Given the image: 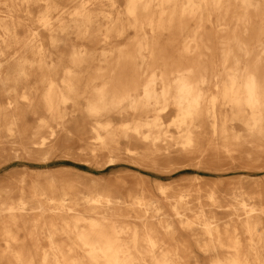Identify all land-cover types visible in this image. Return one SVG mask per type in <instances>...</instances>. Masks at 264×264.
Returning <instances> with one entry per match:
<instances>
[{
  "label": "bare ground",
  "instance_id": "bare-ground-1",
  "mask_svg": "<svg viewBox=\"0 0 264 264\" xmlns=\"http://www.w3.org/2000/svg\"><path fill=\"white\" fill-rule=\"evenodd\" d=\"M123 1L0 0V140L74 124L100 150L118 153L122 139L156 163L189 155L207 130L231 135L235 122L263 145L264 0ZM99 42L112 46L98 53ZM250 178L253 193L234 192L236 218L212 191L209 210L180 195L174 215L144 203L139 220L99 194L69 197L72 206L62 183L48 186L54 206L0 192V264H190L184 232L213 264H264V210L252 200L263 179Z\"/></svg>",
  "mask_w": 264,
  "mask_h": 264
},
{
  "label": "rangeland",
  "instance_id": "rangeland-1",
  "mask_svg": "<svg viewBox=\"0 0 264 264\" xmlns=\"http://www.w3.org/2000/svg\"><path fill=\"white\" fill-rule=\"evenodd\" d=\"M119 3L122 7L125 5L123 0ZM33 8L32 18L38 11L37 6ZM72 37L78 47L90 46V41L75 34ZM128 41L125 34L114 39L113 44L123 46ZM45 44L48 48L47 38ZM94 46L99 53L112 45L99 42ZM228 130L231 135H239V139L207 130L195 141L189 155L172 154L167 158L159 157L154 163L136 158L125 149L126 143L122 139L118 153L100 150V143L90 128L55 122L44 128L30 126L24 134L15 131L0 140V192L5 195L6 191L21 193L24 190L29 202L54 206L46 200L52 196L48 186L62 183L69 191L65 197L70 205L75 201H69V197L99 194L102 200L112 198L124 214L139 220L136 216L144 215L145 210L141 209L144 203L153 202L154 206L161 207L162 212L174 215L172 203L180 195L190 200L194 208L198 204L197 197H200L209 210L212 201L207 194L212 191L226 205L221 213L236 218L234 210L238 207V198L234 192L243 188L253 193L255 190L248 186L250 177L259 176L263 179L260 187L263 197L260 201L252 200L259 202L258 206L264 210V144L249 137L241 124L233 122ZM42 190H46V195ZM222 194H226L225 197H221ZM77 202H81L77 207L84 209V200L78 199ZM146 212L152 213L151 210ZM184 233L180 241H183L181 247L185 248L187 262L192 264L195 258L197 264H213L212 254L206 253L194 237ZM42 245L47 247L48 241L43 239Z\"/></svg>",
  "mask_w": 264,
  "mask_h": 264
}]
</instances>
